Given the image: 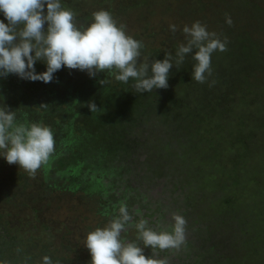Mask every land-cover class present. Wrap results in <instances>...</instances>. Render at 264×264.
Segmentation results:
<instances>
[{"label":"trees","instance_id":"1","mask_svg":"<svg viewBox=\"0 0 264 264\" xmlns=\"http://www.w3.org/2000/svg\"><path fill=\"white\" fill-rule=\"evenodd\" d=\"M147 1L60 0V3L73 12L74 23L81 30L93 22V13L108 11L118 26H124L126 35L142 43L141 61L163 60L165 53H171L174 66L170 69L167 89L137 93L116 80L114 73L105 71L90 77L86 71L67 67L54 73L50 83L22 79L16 74L0 77V105L16 111L18 122L49 127L55 140V151L34 178L0 156V264H43L45 255L53 260V264L56 261L90 264V254H80L78 246L57 238V211L64 209L68 199L78 197L82 204L96 208L103 222L113 219L116 201L109 195L113 183L108 185L104 180L117 170L116 155L129 150L128 136L147 113L155 111L164 122H178L180 117L184 121L181 128L186 129L187 140L196 141L192 148L186 144V156L178 157L179 162H175H178V170L188 174V182L192 179L196 183L193 195L200 194L208 213L219 215L224 212L222 214H230L233 218L245 211L258 210V201L249 206L250 193L256 194L253 186L260 188L263 183L258 178L246 180L245 176L237 174L233 180L222 148L212 137L214 133L222 135V130L231 125L240 126L238 131L233 129L236 134L228 141L231 147H239L238 157L254 130L264 133V73H261L264 71V54L261 55V43L250 35V30L258 25L254 20L264 7L256 0H238L237 6L231 4L235 0H197L195 3L184 0L176 7L164 2L166 12L176 8L183 17H193V21L165 22L160 28V37L155 38L153 32H147L148 28L138 32L141 27L137 25L147 20L144 8ZM250 3L255 7H250ZM195 4L204 10L214 8V5L218 10L214 8L210 16L200 18L193 14ZM148 5V9L151 8V1ZM134 9L135 15L132 14ZM46 11L45 5V14ZM226 17L231 18V25L226 22ZM0 20L7 23L3 12H0ZM196 21L222 41L227 39V50L212 54V74L204 83L192 79L196 61L191 54L186 56L179 69L175 66L178 47L187 43L183 28ZM130 23L134 24V30L129 31L133 26ZM170 25H176L175 33L170 30ZM260 28L264 29V26L260 25ZM133 32L135 34H130ZM35 70L37 73L46 71V64L37 61ZM88 102H94L98 109L91 112ZM169 149L173 155L177 151L169 147L159 152L156 159L161 162L163 155L169 157ZM0 155H3L2 150ZM216 175L220 180L216 181L219 188L227 190L224 195L215 196L213 202V195L207 198L200 192L205 190L207 183L215 180ZM229 179L232 180L230 184ZM248 230H243L244 236L253 239ZM211 244L215 247V243ZM243 244L247 245V241ZM251 245L250 242L253 255L257 256L258 250ZM143 251L146 257L152 256L148 250ZM220 256L229 264L236 260V256Z\"/></svg>","mask_w":264,"mask_h":264},{"label":"clouds","instance_id":"2","mask_svg":"<svg viewBox=\"0 0 264 264\" xmlns=\"http://www.w3.org/2000/svg\"><path fill=\"white\" fill-rule=\"evenodd\" d=\"M0 12L7 20H0V77L16 74L22 79L50 83L54 73L67 67L86 71L90 77L105 71L114 73L116 80L137 93L168 87L174 66L171 53H165L163 60L141 61L142 43L126 35L124 26H118L106 10L93 13V22L83 30L75 25L73 12L63 8L60 0H0ZM226 22L231 25V18L226 17ZM170 30L175 33L176 25H170ZM183 33L187 43L178 47L175 66L179 69L191 54L196 61L192 79L204 83L212 74V54L226 51L227 39L222 41L199 21L190 27L185 25ZM37 61L46 64V71L36 72ZM87 106L91 112L98 109L94 102ZM0 150L9 164H18L34 178L55 151L54 134L47 126L18 122L16 111L0 105ZM118 212L104 228L87 234L84 246L90 252V264H168L167 259L154 258L155 254L146 257L143 249H179L185 242L187 221L174 214L171 230L157 232L148 228L144 219L135 223L143 248L125 243L121 233L133 218L123 202ZM136 214L141 215L139 209ZM43 264H53V260L45 255Z\"/></svg>","mask_w":264,"mask_h":264},{"label":"rangeland","instance_id":"3","mask_svg":"<svg viewBox=\"0 0 264 264\" xmlns=\"http://www.w3.org/2000/svg\"><path fill=\"white\" fill-rule=\"evenodd\" d=\"M150 1L152 6L148 9ZM182 1L184 0H148V4L144 7L147 20L145 19V23L137 25L138 28L141 27L138 32L148 28L146 29L148 33L153 32L152 37L159 38L160 28L165 22L192 23L193 17H183L181 11L178 12L176 8L165 11L164 2L176 7ZM190 1L197 2V0ZM256 1L264 7V0ZM237 3L238 0H235L231 4L237 6ZM251 6L255 7L250 3ZM213 7L215 8L214 5ZM214 8L204 10V7L195 4L193 14L199 15L200 18L207 17L215 9L218 10V8ZM135 12V9L132 10V14L135 15ZM254 21L258 25L250 30V35L261 43L260 51L263 55L264 29L260 28V25L264 26V10ZM131 24L133 26L129 28V31L130 29L134 30V24ZM130 34H135V32ZM157 114L156 111L147 113L140 121L134 132L128 136L130 145L127 146H129V150L127 152L121 151L116 155L115 166L117 170L115 174L104 180L108 185L113 183L111 194L109 193L112 200L116 201V210L112 216L116 215L113 218L119 215L118 208L121 202L127 205L133 218L125 226L120 239L125 243H136L143 248L144 244L142 240L138 239L135 223L144 219L148 222L147 227L157 232L165 229L171 230L174 224L173 215L179 214L187 221L185 242L179 249L160 250L145 247L144 249L148 250L152 256L155 254L154 258L167 259L168 264H229L220 256L224 254L225 256H236L234 257V259L236 258L235 262H231V264H264V133H260L258 129L254 130L250 134L252 137H248L246 148L238 157L239 147L236 145L231 147L228 141L229 139L232 140L236 134L233 129L238 131L240 126L231 125L230 128L226 127L222 130V135L214 133L212 137V140L222 148L227 170L233 175V180L237 174L238 176H245L246 180H250L251 177L258 178L263 183V185H259L260 188H257L256 185L253 186L256 194L250 193L252 197L249 206L258 201V210L245 211L240 216L236 214L230 218L231 215L222 214L224 212L219 215L208 213L206 202L200 199V194L193 195L196 183L192 179L191 182H188V174L185 170H178L179 159L186 156L185 153L188 152L187 145L192 148L196 144V141L187 140L186 129L182 130L181 128L184 121L179 117L178 122H164V118L159 119ZM177 124H180L178 129L173 128ZM169 147L177 151L173 155V151L169 149L171 152L169 157L163 155L162 161L159 162L156 159L159 158L158 153ZM16 165L17 168L21 169L18 164ZM214 179L210 184L205 185V190L200 192L207 198L213 195V202L215 196H222L227 190L219 188V184L216 182L220 181L218 175ZM223 182H225L224 179ZM228 182L230 184L232 180L229 179ZM200 184L203 185V183ZM242 186L244 185L242 184ZM259 194L261 196L258 200ZM63 207L64 209L57 211L59 218L56 224L57 238H60V241L78 246L80 254H90L84 246L87 234L95 230V227L104 228L108 222H103L102 216L97 213V209L88 204H82V200L78 197L68 199ZM137 209L140 210L141 215L136 214ZM85 216H87L86 219ZM248 221L250 223L246 224ZM217 223L222 224L219 226ZM247 229H249L250 234H253V239L251 236H244L243 230L246 231ZM245 241H247V245L243 244ZM250 242L252 243L251 247L258 250L257 256L253 255L254 250L250 248ZM211 243H215V247L211 246ZM242 246L245 247L242 249ZM210 249L214 250L211 251Z\"/></svg>","mask_w":264,"mask_h":264}]
</instances>
